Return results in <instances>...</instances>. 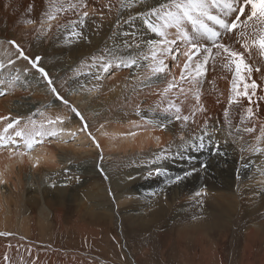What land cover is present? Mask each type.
I'll use <instances>...</instances> for the list:
<instances>
[{
    "label": "rangeland",
    "instance_id": "374dc122",
    "mask_svg": "<svg viewBox=\"0 0 264 264\" xmlns=\"http://www.w3.org/2000/svg\"><path fill=\"white\" fill-rule=\"evenodd\" d=\"M86 3L89 17L81 29L84 38L77 39L70 36L71 28L64 26L69 20H78V15L60 14L57 20L49 22V30V24L40 26L43 13L48 10V0H0V64L6 65L0 68V77L9 82L17 74L20 76L19 81L10 83L12 91L0 88L4 93L0 95V102L7 100L11 104L3 103L0 123L17 118L24 121L11 130L13 133L8 131L7 134L16 141L12 144L15 150L21 151L22 145L27 147L18 142L21 137L15 136V131L25 126L30 129L29 117L37 122V127L44 123L50 128L48 118L66 113L65 120L78 123L80 127L64 128L57 133L71 134L66 137L70 142L78 136L80 138L75 142L82 136L87 140L85 150L68 153L65 157L58 155L56 166L44 167L37 174L27 160L20 171V179L14 175L2 185L5 196L0 203V232L10 235L0 236V264H264V245L252 256L241 250L249 239L244 238L241 244L238 243L240 249L233 248L236 233L245 225L238 228L232 225L226 209L225 186L235 183L241 186L242 170H239L238 178L230 162L224 161L226 167H219L223 159L209 163L206 160L211 156H219L213 151L206 160L196 159L193 168H182L173 174L169 168L167 173L162 161L174 157L172 154L177 148L172 144L127 152L106 150L105 137L111 135L114 139L118 136L114 134L117 124L121 127L120 132H125L126 118L140 127L147 121L142 109L146 82L142 83L138 74L136 76L147 68L117 67L114 61L105 72L101 65L114 57H127L132 50V55L145 51L146 34H151L152 39L157 37L147 31L140 20L125 23L128 12L121 16L117 12L120 0H86ZM132 11L134 14L135 10ZM28 19L36 23H25ZM10 40H15L29 58L40 57L38 67L48 73L53 82L51 87L80 112L83 121L69 105L56 98L37 68L28 60L17 58L16 48L8 43ZM136 43H140L142 49L128 48ZM9 60L15 63L10 64ZM183 60L181 56L179 62ZM168 63L171 67L175 62L169 59ZM98 76L101 78L97 79ZM21 81L23 88L19 86ZM15 98L19 99L20 106ZM21 105L22 110L33 107V112L18 109ZM85 123L87 130L82 131ZM105 127L108 132L100 137L99 130ZM41 139L44 142L34 144L31 150L46 143L55 145L57 136ZM4 148L8 149L7 146ZM162 152L163 156L157 159ZM186 172L191 175H185ZM176 176L183 179L171 182ZM208 180L217 183L216 189L204 192V202H211L213 206L209 213L193 217L189 233H181L175 226L165 238L162 233H157L163 228V222L157 223L158 220L149 213L142 214L158 202L160 194L161 197L165 194L160 192L166 188L168 191L163 200L169 198V214L177 218L180 208L192 204L193 195L198 194L200 186ZM189 211L190 208L187 213ZM184 220H190V217ZM237 221L235 219L234 223ZM211 222L218 225L210 227ZM176 224L179 227L178 222ZM227 227L224 236L223 229ZM197 229L203 230L204 237L195 235ZM249 242L258 246V242ZM203 247L206 252L201 256Z\"/></svg>",
    "mask_w": 264,
    "mask_h": 264
},
{
    "label": "snow or ice",
    "instance_id": "6c2138e0",
    "mask_svg": "<svg viewBox=\"0 0 264 264\" xmlns=\"http://www.w3.org/2000/svg\"><path fill=\"white\" fill-rule=\"evenodd\" d=\"M249 6L250 13L246 15L245 20H241V17L245 16V9ZM87 7L86 0H48V10L43 13L40 26L43 28L45 24H49L50 30L49 22L57 20L60 14L72 13L78 15L79 19L69 20L64 27L71 28L70 36L77 39L84 38L81 29L86 25L89 17L88 11L85 10ZM111 8L109 2V11ZM132 10H135L134 14ZM28 11L31 12V7ZM125 11L128 12L125 23L132 24L140 20L146 30L157 38L143 42L146 52L141 50L136 55L130 53L127 57L118 56L114 57V60L105 61L101 65L103 71L107 72L115 61L117 67L147 68L148 72L144 77V81L147 82L145 87H151L157 81L164 83L165 86L159 94L167 101L163 112L169 118L161 121L158 126L167 128L173 121L180 122L181 132H187L188 135H180L178 149L200 150L211 147L216 155L224 156L227 148L231 146L239 153L241 161H245V154L264 156V111L261 110V104L264 103V88L252 78L253 72L260 73L259 79L264 82V63L257 66L246 59L256 55L264 62V0H120L118 16L123 15ZM233 13L237 15L233 16ZM25 23L32 25L36 21L28 19ZM119 24L118 19L117 27ZM228 34H232L233 41L239 43L242 50H237L221 41V37ZM204 41H211V47ZM8 43L16 48L17 58L28 60L51 87L53 82L48 77V73L44 68L38 67L40 57L33 60L24 54V50L15 40H10ZM129 47L142 49L140 43ZM181 56L184 58L182 64L179 62ZM100 59L104 58L100 57ZM169 59L174 61V66L180 70L178 75L172 73ZM9 63L15 61L9 60ZM217 64L220 65L221 70L234 71L235 75L231 81L222 115L211 117L204 103V86L205 83H209L211 90L215 91V79L208 81L207 78L210 71L215 72ZM5 66L0 64V68ZM19 80L20 76L17 74L9 83ZM2 83L4 81L0 80V84ZM51 91L64 105H69L55 87H51ZM3 94L0 92V95ZM222 96L223 93L217 94V103H221ZM161 103H164V100ZM69 107L83 121L80 112L75 107L70 105ZM64 119L60 115L50 117L47 119V124H63ZM36 123L29 117L28 124L31 128L25 126L15 131V136L21 137L29 150L34 144L44 142L43 139L37 140L36 137L58 135L54 129L46 128L44 123H40L39 127ZM19 124V118L10 120L4 133ZM81 130H87L86 123ZM88 135L91 136V133ZM15 143L11 136L0 135V147ZM179 154L181 153L178 151L177 155ZM162 156L163 152L157 159ZM248 166L245 162L244 167ZM204 167L206 168L207 165L205 164ZM256 170L264 177V165L257 166ZM185 175H191V172H186ZM237 176L240 177L239 170ZM181 179L183 177L176 176L171 182L175 183ZM2 235H10V233L0 232V236Z\"/></svg>",
    "mask_w": 264,
    "mask_h": 264
},
{
    "label": "bare ground",
    "instance_id": "6f19581e",
    "mask_svg": "<svg viewBox=\"0 0 264 264\" xmlns=\"http://www.w3.org/2000/svg\"><path fill=\"white\" fill-rule=\"evenodd\" d=\"M250 10H251L250 6L245 9V16H242L241 20L246 19V15L250 13ZM235 15H237V13H233V16ZM229 19H232V17H229ZM249 31H251V29H249ZM146 36L148 37L147 40L152 39L151 34L148 33L146 34ZM221 41L226 44L232 45L237 50H242L240 44L233 41L232 34L222 36ZM204 43H206L207 46L211 47V41H204ZM129 46L130 45H128V48H130ZM83 49H85V47ZM126 49L127 48L124 49L125 52L127 51ZM246 59H248L249 63L253 65H257V66H259L261 63H264L260 61V58L256 55H254L252 58L246 57ZM182 63L183 61H181V64ZM171 71L172 73L178 75L180 70L176 68L173 63V65L171 66ZM147 72H148V69H145L142 72L136 73V76L138 74L137 77L141 78L144 81V77L146 76ZM234 75H235L234 71H228L226 69L221 70V67L219 64H217L215 72H211V71L209 72L208 78H207L208 81H212L213 79H215V91L214 92L211 90V86L209 83H205V86H204L205 87L204 103L206 107L208 108L209 116L220 117L222 115L223 108L226 106V101H227L229 91L231 88V81ZM259 77H260V73L253 72L252 78L256 79L258 83H261L262 88H264V82H262L259 79ZM28 79H31V78L29 77ZM0 80L4 81V83L0 84V88H4V90H7V91H12L11 84L8 81H6L5 79H1V77H0ZM19 86L22 88L25 87L22 81L20 82ZM164 86L165 85L162 81H157L151 87H145L144 89L145 97L144 98H146V100H145V103L142 109H143V118H145L147 121H144V123H142L141 127L143 129L142 130L137 129L141 127L136 122L131 123V119H129V117L126 118L128 120H126L127 130L126 131L124 130L125 132H122V131L120 132L121 127L117 126L118 124L116 123L117 125L114 127L115 133L113 132L112 127H111V130L114 134H117L118 136H116L114 139L111 137V135H108L105 137L106 144H107L106 150H112V151L122 150V151L127 152V151H132L135 149L141 150V149H146L150 147L158 148L161 146H166L167 144H172L177 148V145L180 143V140H179L180 135L182 134L185 136L188 135L187 132H184V133L181 132L180 122L173 121L172 123L168 124L167 128H161L158 126L161 121H166L169 118L168 115L163 112V108L167 106V101L165 100L164 97H162L159 94ZM218 93H223V96L220 97L221 103L216 102ZM19 94L20 93L15 94V95H19ZM258 94H260V90H258ZM13 96H12V99H13ZM133 96L134 95L132 94L131 97ZM6 98L8 97L6 96ZM14 100H16L15 101L16 103L20 102V101L18 102L19 99L15 98ZM162 100H164V103H161ZM6 101L7 100H4V102L7 103V105L11 106V104ZM3 103L0 102V110L3 107ZM18 106H20V103L18 104ZM26 108H27L26 110H22V105L21 107H18V109L26 113L33 112V109H34L33 107L30 106ZM261 110L264 111V103L261 104ZM61 116L62 117L66 116V113H63ZM65 119H64L63 124L52 125L50 129H54L56 132H60L64 128L77 129L78 127H80L78 123H72L73 121L69 122L68 120H65ZM22 120L23 119H21V121ZM21 121L20 123L24 122V121L22 122ZM8 122L5 121V123L2 124V121H1L0 135L7 136L8 132L4 133V129L7 127ZM106 129L107 128L105 127L99 130L100 137H103L104 135H106V133L108 132ZM11 130L12 129H9L8 131L10 133H13ZM81 133L79 135H81ZM132 133H135V135H133ZM70 135L71 134H67L65 132L58 133L55 145L51 146L46 143L45 146H36L38 148L34 149V151L26 150L27 147L25 148L24 145H22L21 151L19 150L20 152L19 151L17 152L15 150V146H13L14 144L13 145L8 144L7 145L8 149H5L4 147H0V203L2 201V197L5 196L1 191L2 185L7 184L10 178H12V176L14 175L18 179H20V171L23 170V168L25 167L23 164L26 163L27 160H29V162L31 163L30 166H32L33 172L37 174L38 172H40V169L43 170L44 167L47 168L48 166L49 167L56 166L59 163L58 162L59 158L57 157L58 155L65 157L68 153H74V152L77 153V151L79 152V150L81 151L82 149L85 150L87 148V140L84 139L83 136L79 142H75V141H78L80 136L76 137L75 141L70 142L68 141L69 138H66ZM36 139L40 140L41 137H38ZM18 142L24 143V140L22 138H19ZM178 151L181 154L177 155ZM213 151L215 150L211 147H206L200 150L191 149V148L187 150H183V149L177 148L175 152L172 154L174 157H169L167 160L162 161V164L164 165V170L167 171V173H168V169L170 168V172L173 174L175 171L181 170L182 168H186V169L193 168L192 165L195 163L196 159L202 157L203 160H206L209 157V153ZM187 155H191V156H187ZM217 158L223 159L219 163V167H226V164L224 163V161H226V163L230 162L233 165L235 171H238V170L243 171L242 178H241L242 180L240 181V183H242L241 186H238L237 183H235L232 186L230 185L225 186L227 188V191H225V196H226L225 199L227 200L226 209L230 215V219L233 221L232 225H236V227L245 225L244 227H242L243 229L242 231H238L236 233L235 243L233 245V248H235L236 250L240 249L239 247H237V245L238 243L241 244L244 238L249 239L250 241L252 240V242H258V246H256L253 243L251 244V242H249L248 240L246 241L245 245L242 247L243 249H241L247 255L252 256L255 253H258L257 248L261 250L263 249V245H264V177H262L260 173L256 170L257 166L264 165V156L245 154V161H241L239 159V153L234 151L233 148L229 146L224 156H211L206 161H208L209 163H212ZM245 162L248 163L249 165L248 167H244ZM194 169H197V168H194ZM199 176L201 177V175ZM216 185L217 183H215L214 180H208L207 183L202 184L200 186L201 191L198 192V194L193 195V199H192L193 203L192 204L188 203L182 206L180 208L179 213L177 214V218L171 217V215L169 214V211H168V199L169 198H164L165 200H163V197L164 195L167 194L168 190L166 188H163L160 193H165V194L162 197L160 194V197L157 198L158 202L155 201L153 205L151 203L152 207L149 206L145 211H142V214L149 213L151 217L158 220L157 223L163 222V228L159 232L157 231V233H159V235L160 233H162V235L165 238L168 237V235L170 234L168 231H171L172 229H174L175 226H177V228L180 229L181 233L187 234V232L189 233V230L191 228L193 217H198L205 213L207 214L209 213V210L212 208L213 204L211 202H204V197L206 196L204 192H207L208 189H216L215 188ZM172 190H174V188ZM156 204H158L157 207H156ZM188 208H190V211L187 213ZM143 216H146V215H143ZM143 216H141V219ZM186 217H190V220L185 221L184 219ZM240 218L242 219L240 220ZM235 219L238 220L237 222L239 223V225L238 223H234ZM242 220L243 222L241 223ZM176 222H178L179 227L176 224ZM154 225H156V223ZM216 225L218 224H216L215 222H211L209 226L213 227ZM228 229H229L228 227L223 229L224 236L227 234ZM244 232L246 233L243 234ZM204 234H203L202 229H197L195 232V235L199 238L204 237ZM207 249H210V247ZM203 250H204V253L201 256H203L206 252L204 247H203Z\"/></svg>",
    "mask_w": 264,
    "mask_h": 264
}]
</instances>
